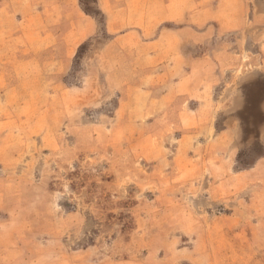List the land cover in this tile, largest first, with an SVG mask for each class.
<instances>
[{"label": "rangeland", "instance_id": "1", "mask_svg": "<svg viewBox=\"0 0 264 264\" xmlns=\"http://www.w3.org/2000/svg\"><path fill=\"white\" fill-rule=\"evenodd\" d=\"M42 3L0 0V264H264V69L228 56L241 33L164 22L174 71L124 54L98 0H79L90 36L41 37ZM185 72L199 101L176 103Z\"/></svg>", "mask_w": 264, "mask_h": 264}, {"label": "crops", "instance_id": "2", "mask_svg": "<svg viewBox=\"0 0 264 264\" xmlns=\"http://www.w3.org/2000/svg\"><path fill=\"white\" fill-rule=\"evenodd\" d=\"M45 1L48 3H45ZM179 1L180 0H168L167 4L163 2L164 7H162L160 0H98V5L100 9L103 10L104 14H106L107 19H110V21L108 20L107 22L108 28H113L114 25H116V28L119 26L120 30H126L114 41L115 43L117 41L120 43L122 51L127 56L135 55L137 53V46L142 44V46L145 45L153 49V53L148 54V60L172 61L175 59V62L178 60L181 64H178V67L175 64L172 70H181L183 66H186L184 65V61L186 59L188 60V56H181V53L179 54L178 52V46H180L181 41L177 38H169V46H174V49L177 50L170 55H162L161 47L162 44H164L162 42H165L166 38L162 36L160 26L164 22L175 23L184 15L185 21L183 23V30L188 37L190 36L188 38L190 44L208 45L214 35H225L229 32L241 33L240 39L236 40L235 43L236 53L228 54V56H232L231 58L233 61L247 57L252 66H259L261 69H264V0ZM43 2L39 14V19H41L40 29L42 30L41 37H47L46 35H48L49 30L63 29L66 33H70V36L76 38V40L77 38L83 40L90 36L94 30L96 31L94 20L90 16L82 14L79 7V0H51L50 2L43 0ZM196 3V6H198L200 10L195 7ZM199 13L209 16L208 23H213L216 26H212V28L208 27L206 31L202 32L203 41H198V39L194 41L193 24L195 21L193 19V14L197 15ZM50 15L58 16L56 19L58 24L53 21L49 22L50 19L48 16ZM112 21L113 23L111 24ZM133 30H136L138 33L142 31V36L144 35L145 37H139L137 41H134L132 35V33H134L132 32ZM170 32L167 34L171 35ZM194 34L198 33L194 32ZM80 42L81 41H76V44ZM66 50L70 52L66 51V53L63 52L62 55H58V59L64 62L69 59L68 57H71V51H73L69 45ZM65 54H68V57L67 55L65 57ZM189 61L192 65L190 67L191 71L196 72L197 70H193L196 62L204 61L209 64L212 62V57L211 55L207 56L203 54L196 58L190 57ZM190 85L191 81L189 83L187 72L178 75L174 82V94L177 98L174 101L176 103L187 104L196 99L194 94L197 96L199 93H196ZM198 98L196 100L199 101ZM202 101L204 104L209 103V99L208 102ZM188 122H190V124H194L193 122H195L196 125H208V137H210V140H214V138L210 136V121L205 122L200 119L198 121H193L191 118ZM191 134L189 138L193 140L195 137L194 132ZM215 138L216 140H225V135L220 134ZM209 145L210 144H208V146ZM206 149L207 147L205 151H207ZM202 174H204V171Z\"/></svg>", "mask_w": 264, "mask_h": 264}]
</instances>
